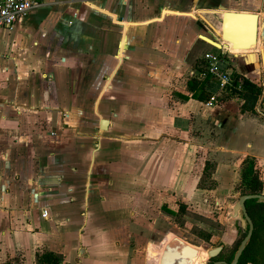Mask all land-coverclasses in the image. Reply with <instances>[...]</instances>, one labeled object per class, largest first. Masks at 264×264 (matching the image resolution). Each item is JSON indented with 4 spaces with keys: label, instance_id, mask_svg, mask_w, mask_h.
<instances>
[{
    "label": "crops",
    "instance_id": "obj_1",
    "mask_svg": "<svg viewBox=\"0 0 264 264\" xmlns=\"http://www.w3.org/2000/svg\"><path fill=\"white\" fill-rule=\"evenodd\" d=\"M223 10L261 14L264 0H44L0 29V264H37L43 251L136 264L121 254L171 233L158 235L160 198L174 214L177 192L207 205L210 163L222 189L246 158L264 174L263 95L252 112L238 96L192 97L200 80L188 74L207 53L259 84L260 41L221 39Z\"/></svg>",
    "mask_w": 264,
    "mask_h": 264
},
{
    "label": "rangeland",
    "instance_id": "obj_2",
    "mask_svg": "<svg viewBox=\"0 0 264 264\" xmlns=\"http://www.w3.org/2000/svg\"><path fill=\"white\" fill-rule=\"evenodd\" d=\"M260 46L263 48L261 43ZM256 51H260V54L261 52L264 53V50L261 51V49ZM258 60L259 65L264 68V65L261 63L262 61H260V59ZM261 70L262 69L260 67V73L257 74V79L259 84L262 86V82L264 81V70ZM260 104H262V102ZM207 148L201 153L202 157L213 159L210 155V148H213V145L208 143ZM243 161L240 164L238 174H235V178L229 181L228 188L224 189L220 186V182L216 181V183H214V181H212L213 178H216L219 174L216 175L215 173L212 177L213 163L209 164L200 181V186L203 188H210V190L207 189V191H205L206 193H204L205 195L207 194V205H200V200L198 199L199 196H196L195 199L192 198L191 203L183 204V201H181L183 199V195L177 192L175 202H171L175 204L174 208L176 212L174 214L167 211L168 208L165 207L166 205L164 207L160 205L163 202V199L160 198V202L158 204L159 207L157 209L160 211V215L158 219L159 222L157 220L158 223L156 226L159 230L158 235L163 234L167 230L171 231V233H168L160 244H156V242H154L156 241V237H154L151 238L152 241L147 246L141 247L138 245L136 249H133L132 254L125 253L121 255L134 258L136 264H158L157 256L159 253L157 254V252H159L161 246L170 241L174 236H178L183 240V242H187L204 249L222 245L223 251L225 253L229 252L233 247V241L237 238H241L244 235L245 230L244 226L237 224L236 219H229V221L225 219L226 212L230 210V204H233L240 195L245 194L248 188V186L244 185L242 181ZM256 169L259 171V168ZM259 175L262 179L264 178L263 172ZM262 193H264V189ZM215 201L218 203H215ZM240 222L243 225L241 220ZM229 234H231V238L227 239V235ZM160 238H162V236ZM150 248L153 251L152 254L149 251ZM156 250L157 252H155ZM253 251H258V262L262 264L264 260V244L259 243L252 249V252Z\"/></svg>",
    "mask_w": 264,
    "mask_h": 264
},
{
    "label": "water",
    "instance_id": "obj_3",
    "mask_svg": "<svg viewBox=\"0 0 264 264\" xmlns=\"http://www.w3.org/2000/svg\"><path fill=\"white\" fill-rule=\"evenodd\" d=\"M217 14L220 16L221 23V27L217 30V33L221 39L232 42L233 47L238 48L249 49L255 44L257 40L258 21L260 17L264 21V11L259 14L258 12L250 11L223 10L219 11ZM201 38L217 48L222 47L220 43L207 36L201 35ZM261 61L264 65L263 52H261ZM262 95H264V81L262 82ZM106 124L107 120L101 119L100 128L105 129ZM249 199H255L257 202H264V193H247L240 195L230 206V210L225 214V219L227 221H229V219H239L244 226L246 221L248 230L240 241L231 262H224L223 264H237L243 249L251 238L253 222L245 207V202ZM221 248L222 246H217L207 249V257L210 258L214 256ZM195 254V248L188 244H184L181 238L174 236L170 242L165 244L159 264H191L192 257Z\"/></svg>",
    "mask_w": 264,
    "mask_h": 264
},
{
    "label": "trees",
    "instance_id": "obj_4",
    "mask_svg": "<svg viewBox=\"0 0 264 264\" xmlns=\"http://www.w3.org/2000/svg\"><path fill=\"white\" fill-rule=\"evenodd\" d=\"M231 73L232 78L234 79L233 84H240L241 89H233L229 96L239 97L241 101V111H254L257 102L262 96L261 84H257L247 77L242 76L234 71H232ZM211 81L212 80H209L208 76L204 77L199 82L192 79L190 84L197 91L192 93V97L199 100L208 99L212 92V90H210L208 86L209 84H211ZM262 103L264 104V95L262 98ZM242 174L243 184L248 186L250 193H259L262 189L263 182L260 179L259 172L255 168L254 159L246 158L243 161ZM245 203L248 206L251 204L253 208L252 213L249 211V216L251 217L253 222V232L249 242L247 243L239 257L237 264H260L258 262V251L252 252V249L259 243L264 244V202H257L255 199H249ZM240 239L241 238L234 241V248L238 245ZM232 257L233 253L230 255V258ZM61 260L62 256L52 251H43L41 253H37L36 255L37 264H60ZM262 264H264V260Z\"/></svg>",
    "mask_w": 264,
    "mask_h": 264
},
{
    "label": "built area",
    "instance_id": "obj_5",
    "mask_svg": "<svg viewBox=\"0 0 264 264\" xmlns=\"http://www.w3.org/2000/svg\"><path fill=\"white\" fill-rule=\"evenodd\" d=\"M44 4V0H0V29L9 30L23 16L29 14L39 6ZM205 66L199 72H190L188 76L202 80L208 76L210 80L217 84L216 92H213L205 102L209 105L217 96L230 95L233 89L240 90L241 85H234L230 70L221 67V56L207 53L204 56ZM235 93V92H234ZM255 168L256 165H255ZM46 216V212H43Z\"/></svg>",
    "mask_w": 264,
    "mask_h": 264
},
{
    "label": "flooded vegetation",
    "instance_id": "obj_6",
    "mask_svg": "<svg viewBox=\"0 0 264 264\" xmlns=\"http://www.w3.org/2000/svg\"><path fill=\"white\" fill-rule=\"evenodd\" d=\"M263 189L264 188L262 187V189H261V191L259 193H262ZM247 193H250L249 188L246 190L245 194H247ZM245 207H246L248 215H249V211L252 213V209L253 208H252L251 204L248 206L245 203ZM237 224L240 225V226H244V225L241 224L240 220H237ZM244 227H245L244 228L245 229L244 230V235L241 237L240 241L245 236V234L247 233V230H248V224H247L246 221H245V226ZM238 229H239V227H238ZM235 240H238V238L235 239ZM234 241H233V244H232L233 247L231 248V250L229 252L225 253L223 251V246L222 245H218V246H222V248L214 256H212L210 258L207 257V249L194 246V245H192L190 243H187V242H184V244H188L189 246H191V247L196 249V254L192 257L191 264H223L224 262H231V260L233 259V257L230 258V255L233 253V256H234V253H235V251H236V249H237V247H238V245L240 243V241H239L238 245L234 248ZM215 247H217V246H215ZM248 264H251V263H248Z\"/></svg>",
    "mask_w": 264,
    "mask_h": 264
},
{
    "label": "bare ground",
    "instance_id": "obj_7",
    "mask_svg": "<svg viewBox=\"0 0 264 264\" xmlns=\"http://www.w3.org/2000/svg\"><path fill=\"white\" fill-rule=\"evenodd\" d=\"M261 31H262V27H261V29H259V33H261ZM258 41H260L261 45L263 46V48L260 46L261 51L264 50V40L262 39L261 36H260V37H257V40H256L255 44H254L252 47H250L249 49H245V48H239V49L250 50V49H252V48H255V47L257 46ZM227 42H228V41H227ZM229 43L232 44V42H229ZM226 45H227V44H226ZM232 47H233V44H232ZM233 48H238V47H233ZM258 48H259V47H258ZM224 52L227 53V54H228V53H229V54H234V53L231 51L229 45H227V49H224ZM235 52H236V51H235ZM235 54H236V53H235ZM170 241H171V240H170Z\"/></svg>",
    "mask_w": 264,
    "mask_h": 264
}]
</instances>
